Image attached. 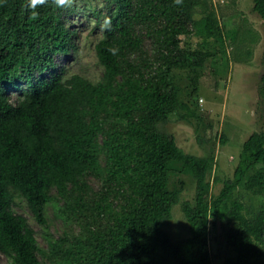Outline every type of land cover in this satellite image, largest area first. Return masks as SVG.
<instances>
[{"label": "trees", "instance_id": "trees-1", "mask_svg": "<svg viewBox=\"0 0 264 264\" xmlns=\"http://www.w3.org/2000/svg\"><path fill=\"white\" fill-rule=\"evenodd\" d=\"M75 1L0 0V253L13 264H47L30 218L46 226L54 204L82 229L50 242L49 264H215L211 235L223 226L228 240L227 223L248 235L250 256L242 263L225 254L220 264H264V206L254 213L245 205L243 213L233 198L242 187L264 193V130L243 142L233 177H216L223 186L212 195L214 156L186 152L159 126L177 112L199 127L201 116L180 100L171 74L202 67L208 53L183 48L180 36L193 29L218 36L217 14L196 21L176 0H107L105 13L97 11L104 32L95 46L104 74L93 82L66 76L56 61L75 48L67 24ZM253 4L264 22V0ZM245 52L252 57L251 46ZM172 165L195 180L191 200L169 188ZM88 176L101 183L98 191ZM15 193L32 215L14 211ZM177 203L189 225L183 246L164 229Z\"/></svg>", "mask_w": 264, "mask_h": 264}, {"label": "rangeland", "instance_id": "rangeland-1", "mask_svg": "<svg viewBox=\"0 0 264 264\" xmlns=\"http://www.w3.org/2000/svg\"><path fill=\"white\" fill-rule=\"evenodd\" d=\"M106 3L107 0H76L75 9L67 14L68 26L76 30L75 48L56 59L66 76L79 74L93 82L102 79L104 67L99 62L95 46L104 32L103 18L98 17L97 11L105 13ZM175 6L196 21L213 11L220 20L221 31L218 36H207L193 29V33L181 35L180 45L183 48L198 49L208 54L198 71L176 68L171 74L180 100L192 106L201 116L199 127L196 128V121L189 123L182 120L177 112L159 126L172 133L186 152L214 156L215 165L210 179L212 195H217L223 182H215V178L224 180L233 177L243 142L253 132L264 130V22L254 9L253 0H176ZM248 46L253 49L250 58L245 52ZM143 47L148 57L155 59L150 35L144 36ZM199 72L200 75H196ZM9 95L12 99L16 97L15 85L10 88ZM198 135L205 142L200 143ZM179 168L180 165L171 166L169 188L180 190L182 200H191L195 195V180L174 171ZM88 182L93 186L92 190L101 188V183L92 176H88ZM236 190L237 195L233 198L241 202V211L245 205H250L252 211L257 213L264 206V193L255 195L246 192L243 187ZM13 205L16 213L32 215L25 196L15 193ZM59 205L64 206L63 202H59ZM47 210L49 219L46 226L39 225L33 218L30 220L49 264L52 252L49 251L50 242L67 235H79L81 225L58 215V207L54 204L48 206ZM227 224L231 227L228 240L223 226L211 235L215 264H220L225 254H234L239 262L244 263L250 256V239L235 224ZM188 227L180 203L174 204L164 224L174 244L183 246L189 235ZM216 236L219 237L218 241ZM260 261L263 262L264 257ZM0 264H13L12 258L0 253Z\"/></svg>", "mask_w": 264, "mask_h": 264}, {"label": "clouds", "instance_id": "clouds-1", "mask_svg": "<svg viewBox=\"0 0 264 264\" xmlns=\"http://www.w3.org/2000/svg\"><path fill=\"white\" fill-rule=\"evenodd\" d=\"M60 2H61V3H63V2H64V0H60Z\"/></svg>", "mask_w": 264, "mask_h": 264}]
</instances>
